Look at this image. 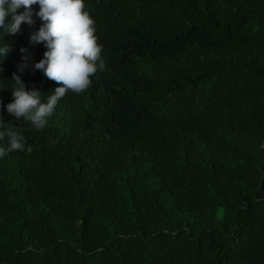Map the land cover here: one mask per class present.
I'll use <instances>...</instances> for the list:
<instances>
[{
    "label": "trees",
    "instance_id": "obj_1",
    "mask_svg": "<svg viewBox=\"0 0 264 264\" xmlns=\"http://www.w3.org/2000/svg\"><path fill=\"white\" fill-rule=\"evenodd\" d=\"M85 8L105 67L43 130L6 111L42 22L4 37L0 119L31 152L0 160V264H264V0Z\"/></svg>",
    "mask_w": 264,
    "mask_h": 264
},
{
    "label": "clouds",
    "instance_id": "obj_2",
    "mask_svg": "<svg viewBox=\"0 0 264 264\" xmlns=\"http://www.w3.org/2000/svg\"><path fill=\"white\" fill-rule=\"evenodd\" d=\"M38 6V11L33 6ZM23 8V11H19ZM37 17L42 23L38 30L29 34L31 46L42 44L46 51L43 58L29 65L30 53L21 48L22 63L12 75L15 87L11 90L12 102L6 111L17 121L30 123L35 129L43 130L58 102L68 91L82 93L92 83V77L105 67L103 46L97 42L95 21L85 8V0H0V64L3 63L11 46L4 42L5 36L21 32V25L34 27ZM7 21V22H6ZM40 71L49 80L60 86L46 95L35 87L31 90L21 80L25 69ZM2 105V102H0ZM0 160L14 151L31 152L21 127L8 126L0 119Z\"/></svg>",
    "mask_w": 264,
    "mask_h": 264
},
{
    "label": "rangeland",
    "instance_id": "obj_3",
    "mask_svg": "<svg viewBox=\"0 0 264 264\" xmlns=\"http://www.w3.org/2000/svg\"><path fill=\"white\" fill-rule=\"evenodd\" d=\"M217 218L218 219H221L222 218V210L221 209L219 210V212L217 214Z\"/></svg>",
    "mask_w": 264,
    "mask_h": 264
}]
</instances>
